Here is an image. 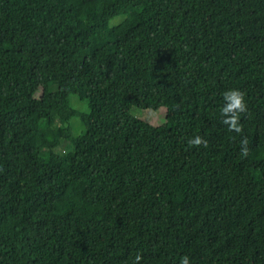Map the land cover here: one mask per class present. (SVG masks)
Masks as SVG:
<instances>
[{
	"label": "trees",
	"instance_id": "1",
	"mask_svg": "<svg viewBox=\"0 0 264 264\" xmlns=\"http://www.w3.org/2000/svg\"><path fill=\"white\" fill-rule=\"evenodd\" d=\"M260 66L264 0H0V264H264Z\"/></svg>",
	"mask_w": 264,
	"mask_h": 264
},
{
	"label": "rangeland",
	"instance_id": "2",
	"mask_svg": "<svg viewBox=\"0 0 264 264\" xmlns=\"http://www.w3.org/2000/svg\"><path fill=\"white\" fill-rule=\"evenodd\" d=\"M124 16H119L114 18V20L111 21V24H116L120 20H122ZM135 19V18H134ZM134 55H137L134 53ZM82 71V76L87 79L88 75L85 74L84 69ZM258 74L260 76H264V67L260 66L258 67ZM69 100L72 106L77 108L78 110L82 112H87L88 111V106L87 102L85 100H80L77 96L75 95H70ZM169 107L165 104H161L158 109H150V108H145V107H133L131 109V113L141 119L142 121H145L147 123H150L155 126H165L169 127L170 122L167 121L166 118V113L168 112ZM72 126H73V134H78L84 129L83 124L78 118H73L72 119ZM39 143L42 145L44 153H47L48 151V146H49V139L48 138H43L39 140ZM230 157L233 161H239L245 157V154L243 152L235 151L233 153H230Z\"/></svg>",
	"mask_w": 264,
	"mask_h": 264
},
{
	"label": "clouds",
	"instance_id": "3",
	"mask_svg": "<svg viewBox=\"0 0 264 264\" xmlns=\"http://www.w3.org/2000/svg\"><path fill=\"white\" fill-rule=\"evenodd\" d=\"M224 100L226 103L221 109L222 114L231 113L230 116H226L225 123L229 124L230 127L235 128L239 131V126L237 124L238 113L244 110V100L243 94L238 90H230L224 94ZM199 139H196L194 143H199ZM179 264H189V259L187 256L180 258Z\"/></svg>",
	"mask_w": 264,
	"mask_h": 264
}]
</instances>
